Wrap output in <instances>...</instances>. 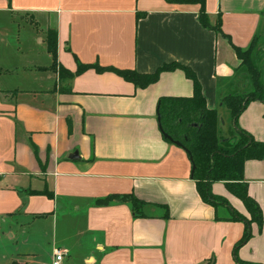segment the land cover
<instances>
[{
  "label": "crops",
  "instance_id": "0c3cea01",
  "mask_svg": "<svg viewBox=\"0 0 264 264\" xmlns=\"http://www.w3.org/2000/svg\"><path fill=\"white\" fill-rule=\"evenodd\" d=\"M205 9L211 21L220 14L240 48L264 26V0H205ZM198 11L164 0H0V264H42L56 248L66 250L64 264H264V159L244 164L263 223H251L235 256L244 221L216 218L229 207L200 199L188 154L159 131L158 99L192 95L182 71L139 89L112 72L60 79L49 69L51 28L56 66L71 73L98 64L144 74L178 62L194 71L228 136L217 81L239 61ZM237 125L264 142V102H250ZM211 189L249 217L222 183ZM124 194L147 204L144 216L126 203H97Z\"/></svg>",
  "mask_w": 264,
  "mask_h": 264
},
{
  "label": "trees",
  "instance_id": "16d2710c",
  "mask_svg": "<svg viewBox=\"0 0 264 264\" xmlns=\"http://www.w3.org/2000/svg\"><path fill=\"white\" fill-rule=\"evenodd\" d=\"M164 1L171 4L199 5V24L204 29L214 32L216 36L227 39L239 61L231 77L217 81L218 102L230 120L233 143L230 144L228 139L221 138L218 130V110L207 106L201 84L194 71L178 62L164 63L154 72L144 74L98 64H79L73 73L60 66L58 74L60 79H71L88 69H93L97 73L112 72L132 83L136 88L144 89L156 83L164 72L176 70L183 72L192 83V95L190 97H160L157 103L159 124L163 133L181 143L182 147L188 151L191 166L194 167L192 179L200 199L214 208L221 204L229 207L230 215L225 217L216 215V218L244 221V232L234 245L235 255L237 248L251 236V223L256 222L259 225L263 223L259 204L248 194V185L244 179V164L249 160L264 159V142L255 140L248 132L239 128L237 119L250 102H264V35H260L258 31L246 48L234 46L228 35L222 31L220 14L214 21L210 20L205 9V0ZM142 16L144 13H138L136 17L139 19ZM45 43L51 58L49 69L56 70L57 32L55 29L46 30ZM31 148L34 149L32 146ZM218 182L222 183L225 189L244 205L249 217L237 211L223 197L213 194L212 184ZM46 195L51 196L50 193ZM113 201L129 204L135 217L145 214L144 208L147 204L133 194L111 195L97 200V203L107 204ZM162 206L167 215V207ZM236 260L238 264H251L242 262L237 257Z\"/></svg>",
  "mask_w": 264,
  "mask_h": 264
},
{
  "label": "built area",
  "instance_id": "2783aa9c",
  "mask_svg": "<svg viewBox=\"0 0 264 264\" xmlns=\"http://www.w3.org/2000/svg\"><path fill=\"white\" fill-rule=\"evenodd\" d=\"M66 250L62 248L53 249L52 254L47 262L42 264H64Z\"/></svg>",
  "mask_w": 264,
  "mask_h": 264
},
{
  "label": "rangeland",
  "instance_id": "374dc122",
  "mask_svg": "<svg viewBox=\"0 0 264 264\" xmlns=\"http://www.w3.org/2000/svg\"><path fill=\"white\" fill-rule=\"evenodd\" d=\"M259 34L260 35H264V26H262L261 28H260V30H259ZM41 48H43L41 45H39V44H37L36 45V52H37V54L39 55V53H40V50H41ZM55 69H56V71L57 72H59V68H57V66H55ZM242 83L240 82V85H241ZM224 112H226L225 110H223ZM227 114V113H226ZM226 118H227V120H228V116L226 115L225 116ZM220 126V125H219ZM219 130H220V136H227V134H225V133H223L224 131H223V128H222V126H220L219 127ZM233 133H232V131L230 130V133L228 134V136H227V139L229 140V142H230V144L231 143H233ZM2 239H5V237L4 236H2Z\"/></svg>",
  "mask_w": 264,
  "mask_h": 264
},
{
  "label": "water",
  "instance_id": "95a60500",
  "mask_svg": "<svg viewBox=\"0 0 264 264\" xmlns=\"http://www.w3.org/2000/svg\"><path fill=\"white\" fill-rule=\"evenodd\" d=\"M156 117H157L158 128H159V131H160V133L162 134L163 138L166 139V140H168L170 143H172V144H174V145H176V146L182 148L187 154H189L188 151H186V150L182 147L181 143H179L178 141H174V140H172L167 134L163 133V131H162L161 127H160V124H159V119H160V117H159V114H158L157 109H156ZM76 157H78L77 152H74V154H72V155L70 156V158H76ZM193 170H194V167H192L191 177H192V175H193ZM210 264H211V263H210Z\"/></svg>",
  "mask_w": 264,
  "mask_h": 264
}]
</instances>
